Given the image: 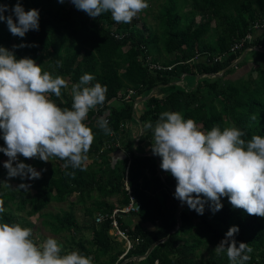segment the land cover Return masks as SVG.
I'll return each mask as SVG.
<instances>
[{"label":"trees","instance_id":"obj_1","mask_svg":"<svg viewBox=\"0 0 264 264\" xmlns=\"http://www.w3.org/2000/svg\"><path fill=\"white\" fill-rule=\"evenodd\" d=\"M151 1L147 0L149 5ZM156 2L159 13L154 25L145 21L132 26L117 24L110 13L93 19L73 4L66 7L57 0H20L25 11L38 9L40 14L39 31L30 30L24 38L13 36L6 23H0V46L14 51L17 59L32 58L44 71L69 83V93L62 88L59 98L49 94L59 107L71 108V86L79 83L85 73L95 76L91 85L98 82L108 88L105 104L90 110L85 121L95 137L87 154L91 162H86L83 170L65 169L64 161L59 158H50L48 165L39 159L22 157L20 162L44 171L39 179H17L30 185L27 191L0 184V199L4 200L6 209L0 216L3 222L32 228L33 234L34 226L28 218L41 219L42 226L53 236L66 234L61 243L62 254L79 251L92 257L93 264H231L226 252L217 255L213 250L235 225L239 227L235 236L237 246L243 242L253 249L246 264H264V218L233 208L226 197L221 199L223 208L215 214L207 204L204 215L186 207L180 213V227L170 234L176 226L175 210L180 202L170 190L176 185L175 179L161 168V177L158 176L156 158L160 163L161 159L150 150L154 142L152 130L143 127L137 145L147 143L146 152L152 157L136 155L137 147L132 151L135 140L132 125L138 126L133 118V103L146 97L157 85L165 86L138 105L137 116L143 126L149 121L154 126L161 113L175 111L185 119H193L202 131H210L213 126L221 130L236 126L245 132L242 137L245 141L253 135L264 137V62L256 68L250 67L244 76L242 68L249 65L245 61L226 70L220 78L207 76L197 80L198 75L217 74L226 69L246 48H264V28L254 29L256 23L264 22V0ZM0 3L11 9L17 0H0ZM247 34L253 36L251 42L232 53L231 47ZM21 44L38 46L13 48ZM220 54L227 57L220 63H212L213 57ZM260 59H264V53ZM57 61L62 62V67L56 66ZM151 65L173 67L169 71L150 68ZM182 75L185 87L166 86L177 82ZM186 76L193 78L191 85ZM127 95L129 98L125 99ZM105 114L112 135H105L96 125L97 118ZM2 146L4 141L0 138ZM140 149L137 153L144 152ZM3 157L0 153L2 182L7 176ZM126 168L127 186L140 208L136 213L118 217L120 228L127 229L131 243V248L119 259L126 250L124 242L110 235L109 220L95 223V217L130 203ZM72 196L76 200L71 202L70 210L62 214H40L50 203L62 204ZM86 202L90 206L86 207ZM77 203L84 204L80 220L72 210ZM167 236L166 241L155 246L142 260H133L144 256L152 244ZM203 250L206 257L201 253Z\"/></svg>","mask_w":264,"mask_h":264},{"label":"clouds","instance_id":"obj_2","mask_svg":"<svg viewBox=\"0 0 264 264\" xmlns=\"http://www.w3.org/2000/svg\"><path fill=\"white\" fill-rule=\"evenodd\" d=\"M66 0H57L63 4ZM74 7L95 19L110 13L117 24H130L149 7L147 0H68ZM8 13V15H5ZM38 9L25 11L20 0L11 9L0 3V23H6L9 32L24 38L30 30L39 31ZM36 47L21 44L16 47ZM62 67V62H56ZM95 76L85 73L79 83L71 86V108H61L49 94L61 97L67 81L53 77L29 57L17 59L14 51L0 46V147L8 159L3 163L7 177L23 180L41 178L44 170L20 162L50 158L64 161L65 169L83 170L88 152L94 142L92 129L85 123L90 110L106 102V85L91 82ZM253 119L255 117L253 116ZM96 125L105 135H112L107 114L97 118ZM144 129L152 130L151 152L160 157V168L176 181L174 198L181 206L204 215L205 205L213 214L223 208L226 197L235 209L250 216L264 218V137L253 135L245 141V132L236 126H213L202 131L193 119H185L180 112L165 111L153 126L146 122ZM66 175H74L66 173ZM0 184L10 187L7 182ZM29 184L21 183L17 189L27 191ZM0 199V214L5 213ZM110 232V231H109ZM238 226H231L224 239L213 250L217 255L226 252L231 264H246L253 249L235 236ZM33 229L20 223L3 222L0 216V264H93V258L79 251L65 254L63 245L53 237L37 243Z\"/></svg>","mask_w":264,"mask_h":264},{"label":"rangeland","instance_id":"obj_3","mask_svg":"<svg viewBox=\"0 0 264 264\" xmlns=\"http://www.w3.org/2000/svg\"><path fill=\"white\" fill-rule=\"evenodd\" d=\"M65 5H66V7H69L71 5V3L68 2V0H66ZM158 13H159V11L157 9V2H156V0H153V1H151V5H149V7L147 9H145L143 12H141L136 18H134L133 21L129 25H131V26L132 25H139L142 21H145L148 25H154L156 23V19H155L156 17L155 16L158 15ZM214 34H215V31L213 30L212 35H214ZM259 57L261 58V53L248 52V54L245 58V63H247V64L249 63V65H246L242 68V72H244L243 76L247 73V71L250 69V67L254 66V68H256L264 62V59H260ZM185 79H186L188 85H191L194 82L192 77L186 76ZM63 89L67 93H69L70 92L69 83H68V87L63 88ZM136 100H138V99H136ZM136 104L137 103L135 102L134 108L137 111L136 116L137 115L139 116V112H138L139 107ZM132 129L134 131L133 132L134 139H136L138 134H139V126L132 125ZM140 147H142L145 151H147V149H148V145L145 142L141 143ZM140 147H137V152L141 151ZM138 154H141V153H138ZM21 158H22V156L19 157V161H21ZM7 159L8 158L4 155L2 162L4 163L5 161H7ZM90 162H91V160L87 161V163H90ZM49 163H50V161L47 162L48 165H49ZM35 169L37 171L42 170L39 167H36ZM17 179L18 178L9 179L6 176V177H3L2 180H3V182H7L10 185V188L17 189L18 186L21 184V182H19V180H17ZM28 190H30V189H28ZM75 200H76V198L74 196H72L69 198V200L67 202L62 203V204L50 203L45 209H43L40 212V214H44V215H46V214H52V215L53 214H62L63 211L70 210V204H71V202L74 203ZM85 206L86 207L90 206L89 202H86ZM72 210L74 212L76 219L80 220V216L84 213V204L77 203L72 207ZM28 219H29V221L32 222V224L34 226V230H35L34 231V239L36 240L37 243L43 242L48 237L56 238L60 243H62L63 240H65L66 234L58 235L56 237L53 236L52 234H50L48 232L47 228L42 226L41 219H37L35 217L28 218ZM201 253L203 254L204 257L207 256V252L205 250H203Z\"/></svg>","mask_w":264,"mask_h":264},{"label":"built area","instance_id":"obj_4","mask_svg":"<svg viewBox=\"0 0 264 264\" xmlns=\"http://www.w3.org/2000/svg\"><path fill=\"white\" fill-rule=\"evenodd\" d=\"M263 28H264V22H261V23L258 22V23H256L254 25V29L262 30ZM115 37L118 38V35H116ZM252 38H253V36L251 34H247L240 41L235 43L231 47L230 51L232 53H235L236 51H241L246 46L245 45L246 43H250L251 42ZM251 48H253V47L246 48L245 50H248L249 52H252V51H250ZM226 57H227V54L216 55V56L213 57L212 63H220ZM196 59L197 58L195 57L194 60H196ZM204 59H205V61L208 60V58H204ZM209 63H211V62H209ZM172 67L173 66H169V67H166V68H163V67H160V66H157V65H151L150 66V68H156L158 70L159 69H163V70H169V71L172 69ZM177 82H178L179 85L185 87L186 86V82L184 81V75H182ZM128 98H129V95H127L125 97V99H128ZM134 103H133V105H134ZM136 105H138V104H136ZM133 113L135 114L134 106H133ZM116 145L118 147H120V143L116 142ZM127 175H128V172H127V168H126L124 176H125L126 190L128 191L130 203L127 206H125V207H123L121 209L116 208L111 213H108L106 215L97 214L96 217H95V223H101V222H103L105 220H109L110 221V225H111L110 232H109L110 235H112L118 241H123L124 242L126 250H125V253L122 256H120L119 259H122L125 256L127 251L131 248V243H130L128 237H127V229H121L120 228V224L118 222V217H119V215H122V214H129V213H132V212L136 213V212H138V210L140 208L139 204L134 203L132 193H131V191L129 190V188L127 186V182H126L127 181Z\"/></svg>","mask_w":264,"mask_h":264},{"label":"water","instance_id":"obj_5","mask_svg":"<svg viewBox=\"0 0 264 264\" xmlns=\"http://www.w3.org/2000/svg\"><path fill=\"white\" fill-rule=\"evenodd\" d=\"M250 51L264 53V48L253 47V48H251ZM248 52H249L248 50H244L242 52V54L240 55V57L235 62H233L229 67H227L226 69L222 70L221 72H219L217 74H202V75H198L197 76V80H199L201 78H204V77H207V76L208 77H213V78H220V77H222V75L226 72V70L231 69V68H234L238 64H240L243 61H245V58H246ZM174 85H178V82H171V83L167 84L166 86H174ZM164 86L165 85H157V86L153 87L152 91L146 97L140 98V99L136 100L135 102L138 105L141 104V103H143V102H145L149 97H151L152 95H154L158 89H160V88H162ZM133 118L136 120V122L138 123V126H139V134H138L137 138L134 140L133 145H132V151L134 152L136 150V147L138 145V142H139L141 136L144 133V129H143V125H142L141 121L139 120L138 116H136V114H134V113H133ZM135 154L136 155H139V156H150V157H152V154L149 153V152H144V153H141V154L135 153ZM156 168H157L158 176L161 177V173H160V162H159V160L157 158H156ZM161 180L164 182V180L162 178H161ZM170 190L172 192H175V187L170 188ZM186 207H187V205H184V206H181V204H178L177 205L176 210H175L176 226L171 230L170 234L173 233V232H175L180 227V224H181L180 213ZM167 238H168V236L166 238L162 239V240H158L157 242H155L154 244L151 245V247L148 249V251L146 252V254L144 256H142V257H135L133 260L135 262H137L139 260H142L144 257H146L149 254V252L155 246H157L158 244L166 241Z\"/></svg>","mask_w":264,"mask_h":264},{"label":"crops","instance_id":"obj_6","mask_svg":"<svg viewBox=\"0 0 264 264\" xmlns=\"http://www.w3.org/2000/svg\"><path fill=\"white\" fill-rule=\"evenodd\" d=\"M255 52V51H254ZM141 145V144H140ZM142 148V147H141ZM143 149V148H142ZM144 152H146L144 149H143Z\"/></svg>","mask_w":264,"mask_h":264}]
</instances>
